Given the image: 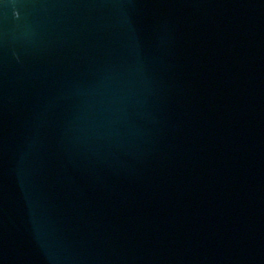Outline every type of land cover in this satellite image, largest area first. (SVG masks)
Listing matches in <instances>:
<instances>
[{
  "label": "water",
  "instance_id": "95a60500",
  "mask_svg": "<svg viewBox=\"0 0 264 264\" xmlns=\"http://www.w3.org/2000/svg\"><path fill=\"white\" fill-rule=\"evenodd\" d=\"M0 264H264V0H0Z\"/></svg>",
  "mask_w": 264,
  "mask_h": 264
}]
</instances>
